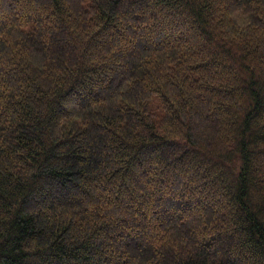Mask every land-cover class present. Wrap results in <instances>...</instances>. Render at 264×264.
<instances>
[{
	"label": "trees",
	"instance_id": "16d2710c",
	"mask_svg": "<svg viewBox=\"0 0 264 264\" xmlns=\"http://www.w3.org/2000/svg\"><path fill=\"white\" fill-rule=\"evenodd\" d=\"M0 264H264V0H0Z\"/></svg>",
	"mask_w": 264,
	"mask_h": 264
}]
</instances>
